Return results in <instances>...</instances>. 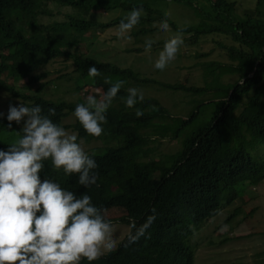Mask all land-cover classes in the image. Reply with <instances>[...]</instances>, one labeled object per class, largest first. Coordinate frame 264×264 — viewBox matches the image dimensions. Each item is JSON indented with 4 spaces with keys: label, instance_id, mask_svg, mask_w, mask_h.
I'll list each match as a JSON object with an SVG mask.
<instances>
[{
    "label": "trees",
    "instance_id": "16d2710c",
    "mask_svg": "<svg viewBox=\"0 0 264 264\" xmlns=\"http://www.w3.org/2000/svg\"><path fill=\"white\" fill-rule=\"evenodd\" d=\"M174 1L192 7L200 20L197 24L179 25L167 17L171 29L194 31V35L222 32L231 39V43L222 44L230 61H208L205 69L209 72L203 70L201 77L235 73L237 79L227 80L223 87L207 80L203 86L157 81L155 78L140 77L138 71L127 64L126 50L111 53L110 59L102 60L77 53L70 47L59 46L65 39L78 44V35L95 25L94 19L82 16L80 12L102 10L103 0H0V74L3 72L4 80L11 75L18 78L25 74L30 82L37 81L44 73L32 72L41 66L38 65L41 61L53 55L67 54L75 62L77 80L84 79L76 84L77 89H84L83 95H96L99 99L111 86L105 83V78H109L112 84L124 82L106 112L107 122L102 125L104 131L99 137L89 135L77 119L69 124L63 123V118L74 112L77 104L40 94L28 96V106L39 105L43 115H48V110L55 108V115L49 118L62 127H72L78 138L86 142L104 140V148L100 152H87L98 165L94 170L98 177L96 184L90 187L80 185L77 174L69 176L63 170L54 169L50 160L44 161L45 167L40 173L42 180H53L78 197L90 195L92 203L102 211L110 206L122 207L124 211L119 217L106 218L127 222L129 231H134L131 227L133 220L138 228L155 210V221L138 243L125 247V235L114 251L96 261L82 260L81 264H193V251L186 242L188 235L214 216L223 202H230L239 196L242 190L238 188L239 184L246 181L255 183L264 177V160L254 158L247 140L249 135L264 144V0H256L253 14L249 11L237 13L235 0H206L209 5L207 10L193 0ZM54 2L75 7V14L71 11L66 13L65 29L57 33L47 26V34H26L27 28L31 29L34 25L33 18L46 11L45 4ZM134 4V0L121 1V5L127 7ZM23 17L26 18L22 20ZM157 18L164 20L165 13ZM41 25L46 26L44 23ZM72 30L77 34H73ZM147 30L151 33L161 31L156 24L152 29L139 26L132 33ZM183 38L184 42H194L192 35ZM144 44L145 41H142L134 50H142ZM91 66L99 70V76H88ZM149 81H157L172 89L208 90L213 99L220 101L213 116L184 139L182 149L173 155L167 165L163 162L168 157L144 158L145 153H142L139 157L145 160H136L131 151L132 141L138 136L144 138L143 135L149 133L148 129H179L186 121L176 117L175 124L158 123L156 118H166L169 112L155 96L144 95L142 102L138 100L133 108L126 107L129 84L138 87ZM1 89L17 94L0 78ZM21 92L29 94L25 90ZM138 109L143 112L142 116L135 114ZM8 124L7 118L0 115V133L15 128L23 135L13 122L11 128ZM11 143L0 138V149L7 150ZM251 151L258 153L261 150ZM231 215L223 220V224Z\"/></svg>",
    "mask_w": 264,
    "mask_h": 264
},
{
    "label": "rangeland",
    "instance_id": "374dc122",
    "mask_svg": "<svg viewBox=\"0 0 264 264\" xmlns=\"http://www.w3.org/2000/svg\"><path fill=\"white\" fill-rule=\"evenodd\" d=\"M97 1V0H96ZM121 1L126 0H103V10H90L86 13L80 12L82 16L88 15L93 19L95 26L90 30L78 35V44L65 39L59 46L72 48L77 53H83L88 56L97 57L102 60L110 59V54L120 50L128 51L126 53V62L133 69L137 70L140 77L155 78L157 81H166L170 83H187L203 86L205 80L209 83L218 84L223 87L225 82L233 81L238 78L235 73L222 75L208 74L201 77L203 70L208 73L205 67L208 61L215 60L222 63L230 61L225 48L222 44L231 43L229 36L222 32H212L207 34L194 35V31L180 32L183 37L192 35L194 42H184L180 48V53L163 71L154 67L155 60L159 52L163 49L164 42L168 39V34H177L178 30L173 28L168 32L157 31L151 33L150 30L133 34L132 32L139 26L154 27L163 20L157 17L161 13H170L168 17L173 19L179 25L197 24L200 17L196 11L185 4L174 0H134L132 7L121 5ZM205 9H209L206 0H193ZM236 11L254 13L256 0H235ZM127 5V3H126ZM143 8L140 22L128 33L131 39H121L117 35L118 26L122 19H125L134 8ZM46 11L41 12L33 18L34 25L27 28L29 32L38 34H47L48 30L62 32L65 29L63 22L66 20V13H74L75 7L61 5L59 3L45 4ZM212 11V10H211ZM102 13V14H100ZM75 14V13H74ZM26 17L21 18L24 20ZM116 19L117 21H114ZM18 21V20H17ZM41 23L46 24L45 27ZM52 25V26H51ZM50 27V28H49ZM159 27V26H158ZM72 33L77 34L74 30ZM152 40L153 46L150 52L145 48L135 51L134 48L142 41ZM50 44V42H49ZM51 45V44H50ZM145 45V44H144ZM207 63V64H206ZM38 69L32 74L44 73L37 80L30 82L25 74L17 76L11 75L6 80L3 79V72L0 78L7 85L14 88L17 93L0 90V112L7 118L10 105L18 106L21 102L28 106L30 102L29 95L40 94L52 99H66L68 102L78 104L79 101L86 102L89 94L83 95L84 89H77L76 84L84 80L78 79V72L73 59L65 54L53 55L44 61H41ZM37 65V66H38ZM143 82L138 87L129 84V88L135 87L146 96H155L168 109V112L178 119H185V122L179 126V129H148V135L144 138L138 136L132 141L131 151L136 155V160L144 158L168 159L164 160V165L171 163L173 155L182 149L183 141L186 137L198 128L201 124L207 122L214 114V111L220 106V101L213 99L210 91L192 92L181 88L172 89L160 85L158 82ZM207 82V83H208ZM31 93L23 94L21 90H30ZM91 88H89V92ZM194 114L190 118L191 114ZM189 115V116H188ZM76 120L74 112H69L64 118L63 123L69 124ZM162 125L175 124L173 117L156 118ZM15 127L22 129V123ZM68 132L76 134V131L69 126L64 127ZM147 130V129H141ZM240 133V131H238ZM21 137V134L15 128L2 131L0 138L6 141L14 142ZM149 140V141H148ZM250 143L248 148L254 158L264 160V144L253 140L247 136ZM77 142H82L86 152H100L104 148V140L96 139L88 142L78 138ZM146 142V145L144 143ZM112 144V143H110ZM146 150L144 158H141L142 151ZM261 150L254 153L251 150ZM138 157V158H137ZM242 190L239 196L230 202H223L217 209V212L210 219L204 221L192 234H189L186 242L193 251V264H264V177L255 183L246 181L239 184ZM107 218L119 217L124 209L119 206H110L103 210ZM232 213L229 220L223 224V220ZM115 225L114 236L118 243L125 235L129 233L130 225L123 220L115 219L111 221Z\"/></svg>",
    "mask_w": 264,
    "mask_h": 264
},
{
    "label": "clouds",
    "instance_id": "9594fccd",
    "mask_svg": "<svg viewBox=\"0 0 264 264\" xmlns=\"http://www.w3.org/2000/svg\"><path fill=\"white\" fill-rule=\"evenodd\" d=\"M142 13V7L134 8L120 21L119 38L131 39L128 33L140 22ZM169 15L165 13V19L158 25L164 32L170 30ZM181 31L165 40L154 63L156 69L163 71L176 59L184 43ZM152 46V40L145 41L146 52ZM99 75L95 66L89 67V77ZM105 83L111 86L99 99L88 95L86 102L77 104L74 110L83 129L95 137L103 134L106 112L124 82L112 84L105 78ZM127 91L126 107L133 108L138 100H144L143 92L135 87ZM48 111V115H43L39 105L29 107L22 102L9 106L8 127H12V122L22 123L23 135L9 144L7 150L0 149V264H81L82 260L96 261L117 248L115 225L92 203L90 195L78 197L53 180L41 179L44 161L48 160L54 169L63 170L66 175L77 174L78 183L84 187L96 184L98 178L94 171L98 165L82 142H77V135L49 118L55 115V108ZM135 114L139 117L143 112L138 109ZM167 117L176 120L170 113ZM143 146L140 150L146 154ZM155 218L153 209V214L138 228L133 220L134 231L127 234L125 247L138 243Z\"/></svg>",
    "mask_w": 264,
    "mask_h": 264
}]
</instances>
